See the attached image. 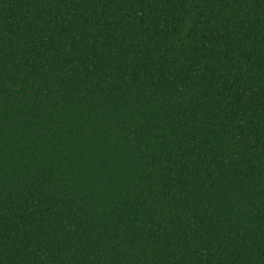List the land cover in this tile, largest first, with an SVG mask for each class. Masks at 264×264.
<instances>
[{"label":"trees","instance_id":"1","mask_svg":"<svg viewBox=\"0 0 264 264\" xmlns=\"http://www.w3.org/2000/svg\"><path fill=\"white\" fill-rule=\"evenodd\" d=\"M0 264H264V0H0Z\"/></svg>","mask_w":264,"mask_h":264}]
</instances>
